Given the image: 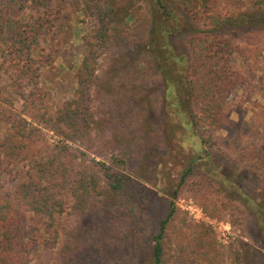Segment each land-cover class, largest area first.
Returning a JSON list of instances; mask_svg holds the SVG:
<instances>
[{
    "label": "trees",
    "instance_id": "16d2710c",
    "mask_svg": "<svg viewBox=\"0 0 264 264\" xmlns=\"http://www.w3.org/2000/svg\"><path fill=\"white\" fill-rule=\"evenodd\" d=\"M148 1L161 16L173 17L165 0ZM64 2L0 0V75L7 79L11 95L20 100L16 109L13 98L0 96V117L7 129L0 137V264H29L38 247L50 249L58 245L61 252L68 249L72 230L66 226L95 210L103 201V193L107 199L113 197V215H118V211L127 215L130 238L124 250L128 257L119 264H224L222 248L207 227L185 224L184 231L170 229L175 212L173 198L186 185H192L196 192L203 189L211 206L207 207L205 200L201 205L209 215L234 206L228 200H217L219 182L200 171L197 162L201 156L181 166L166 200L165 213L155 215L143 185L113 175L108 188L102 191L98 172L103 164L69 145L68 142H77L85 151L99 155L95 140L106 142L93 134L96 120L91 101L97 81L96 60L126 34L125 20L133 0H81V10L94 20V25L82 40L83 54L74 72L76 87L71 98L51 107L50 94L38 81L40 70L63 47ZM170 2L185 23V55L181 62L173 53L170 56L181 65L179 77H175L174 68H165L155 61L161 66L163 91L167 87L169 95L171 90V107H175L171 111L187 118L191 135L204 156L211 152L223 154L214 132L225 121L227 99L244 82L231 55L241 51V47H255L253 37L264 35V0ZM27 6L38 8V13L28 19L21 17L19 13ZM178 18L175 21L181 22ZM167 30L163 35L169 40L172 31ZM153 33L152 30L150 40ZM40 128L60 139L48 142ZM212 194L216 196L213 198ZM241 195L251 207L255 206L253 216L260 213L256 219L264 241V184L255 196L248 192ZM64 209L72 215L71 219V215H63ZM251 253L258 256L256 250ZM259 258L264 257L260 254Z\"/></svg>",
    "mask_w": 264,
    "mask_h": 264
},
{
    "label": "rangeland",
    "instance_id": "374dc122",
    "mask_svg": "<svg viewBox=\"0 0 264 264\" xmlns=\"http://www.w3.org/2000/svg\"><path fill=\"white\" fill-rule=\"evenodd\" d=\"M170 3L165 0L166 6L173 10V17L158 14L148 0H133L130 15L125 20L126 34L96 60L97 81L92 87L91 101L96 120L93 134L106 141L95 140L99 155L85 151L77 142L68 143L103 164L98 172L102 191L108 188L113 175L128 177L143 185L155 215L165 213L166 200L170 198L181 166L201 156L198 168L220 185V193L212 197L216 196L220 202L228 200L234 206L209 215L201 205L205 200V205L211 206L203 189L196 192L192 185H186L173 198L175 212L170 229L184 231L185 224L203 225L222 248L224 264H264V258H259L260 254L264 257V241L256 219L261 215L257 211L253 216L255 206L251 207L241 195V192H248L255 196L264 184V35L253 37L255 47H241V51L231 55L244 82L227 99L225 121L214 132L223 154L211 152L204 156L202 147L191 135L187 118L172 113L171 90L169 95L167 87L163 91L161 66H157L159 62L165 68H174L175 77H179L181 65L175 64L170 56H178L179 62L184 60L185 23ZM38 11L36 7L27 6L19 14L28 19ZM175 17H180L181 22L175 21ZM62 18L63 47L40 70L38 81L39 86L49 92L51 107L71 98L76 87L74 72L83 54L82 40L94 25V20L81 10V0H65ZM168 28L172 31L169 40L163 35ZM236 41L244 46L240 40ZM43 43L40 41L41 45ZM0 96L13 98L14 108L20 107V100L11 95L3 75H0ZM40 130L50 143L60 139L45 128ZM6 131L0 117V137ZM103 195L102 203L95 210L66 226L72 230L68 249L61 252L58 245L50 249L38 247V253L29 264L123 262L128 257L124 245L130 238L128 223H125L127 215L121 211L113 215V197L107 199L106 194ZM63 215L69 217L71 214L64 209ZM253 250L257 251V257L251 255Z\"/></svg>",
    "mask_w": 264,
    "mask_h": 264
},
{
    "label": "built area",
    "instance_id": "2783aa9c",
    "mask_svg": "<svg viewBox=\"0 0 264 264\" xmlns=\"http://www.w3.org/2000/svg\"><path fill=\"white\" fill-rule=\"evenodd\" d=\"M193 211H195V210H193Z\"/></svg>",
    "mask_w": 264,
    "mask_h": 264
}]
</instances>
